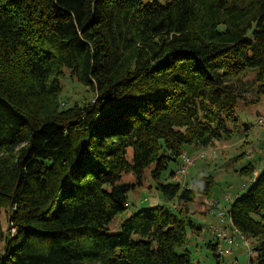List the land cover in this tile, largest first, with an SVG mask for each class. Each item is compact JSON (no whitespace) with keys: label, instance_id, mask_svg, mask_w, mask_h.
<instances>
[{"label":"trees","instance_id":"obj_1","mask_svg":"<svg viewBox=\"0 0 264 264\" xmlns=\"http://www.w3.org/2000/svg\"><path fill=\"white\" fill-rule=\"evenodd\" d=\"M66 69L93 98L65 105ZM263 96L264 0H0V264H194L177 249L184 207H143L106 231L142 183L120 180L151 167L170 198L211 195L213 173L164 170L194 161L187 143L228 140L240 105ZM241 169L254 179L228 214L264 264V167Z\"/></svg>","mask_w":264,"mask_h":264},{"label":"rangeland","instance_id":"obj_2","mask_svg":"<svg viewBox=\"0 0 264 264\" xmlns=\"http://www.w3.org/2000/svg\"><path fill=\"white\" fill-rule=\"evenodd\" d=\"M62 84L63 91L60 97L61 99L65 97L62 99L64 102L66 101L65 105L72 104L77 99L84 102L94 96L93 92L86 89V86L81 84L75 76H70L68 69L62 76ZM255 92V88L247 91V98L249 100L256 99ZM238 114L240 127L233 132L228 140L217 141L210 148L187 143L185 145L186 152L195 157L194 161L184 164L186 165L184 170L180 169L181 172L178 175L171 174V171H177L182 166L184 163L182 158L179 161H171L163 172L162 180L167 182H175L179 179L183 182H192L201 175L213 173L214 183L211 195L198 194L194 200L188 203L179 202L177 196L170 198L158 188V181L151 175V167L140 178L133 172L125 173L120 182L137 184L142 179V183L137 184L129 191L128 207L107 224L106 231L121 230L122 221L143 207L164 204L172 207L177 213H180V209L184 207V214L188 221V239L185 246H179L177 249L178 251L188 249L194 264H256V261H251V256L254 258L256 256L254 249L256 241L248 238L251 244L247 245L248 243L244 242L242 234L238 230H234L231 224L228 209L238 196L248 190L254 179L251 174L242 171V166L252 160L256 170H262L264 167V156L261 158L264 155V125L257 124L258 116L264 114V96L257 104L240 105ZM263 120L264 115L259 121ZM245 123H253V125L245 130ZM247 137L249 140L245 142ZM202 152H204L203 156ZM243 152H246L244 156L232 159L226 164L229 158ZM220 210L225 214L220 216ZM8 212L7 207H2L0 210V220L4 229L8 227ZM219 231H225L227 236L235 237V241L230 243L227 238H218ZM210 240L218 241V253H220L218 256L208 246L207 243Z\"/></svg>","mask_w":264,"mask_h":264},{"label":"built area","instance_id":"obj_3","mask_svg":"<svg viewBox=\"0 0 264 264\" xmlns=\"http://www.w3.org/2000/svg\"><path fill=\"white\" fill-rule=\"evenodd\" d=\"M187 160V164L191 163L193 161V158L190 156H186L185 158ZM185 166H183L181 169L184 170ZM220 235H223L225 233V231H219L218 232Z\"/></svg>","mask_w":264,"mask_h":264}]
</instances>
